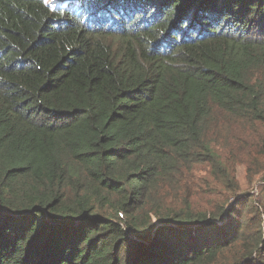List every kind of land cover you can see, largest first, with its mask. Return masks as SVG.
Masks as SVG:
<instances>
[{
  "label": "trees",
  "instance_id": "1",
  "mask_svg": "<svg viewBox=\"0 0 264 264\" xmlns=\"http://www.w3.org/2000/svg\"><path fill=\"white\" fill-rule=\"evenodd\" d=\"M258 160L264 0H0V264H264Z\"/></svg>",
  "mask_w": 264,
  "mask_h": 264
},
{
  "label": "rangeland",
  "instance_id": "2",
  "mask_svg": "<svg viewBox=\"0 0 264 264\" xmlns=\"http://www.w3.org/2000/svg\"><path fill=\"white\" fill-rule=\"evenodd\" d=\"M74 0H46V4L55 9L61 3H68ZM233 153H237L234 151ZM264 162L258 160L256 165L253 167V175H250L246 171V166L238 164L235 168V177L240 185V194L252 195L254 199H258L260 196L259 186L262 184V179H264Z\"/></svg>",
  "mask_w": 264,
  "mask_h": 264
},
{
  "label": "clouds",
  "instance_id": "3",
  "mask_svg": "<svg viewBox=\"0 0 264 264\" xmlns=\"http://www.w3.org/2000/svg\"><path fill=\"white\" fill-rule=\"evenodd\" d=\"M68 3H70V2H68ZM68 3L64 2V3L59 4L58 6H62V5H64V4H68ZM58 6H57V7H58ZM57 7H56V8H57Z\"/></svg>",
  "mask_w": 264,
  "mask_h": 264
}]
</instances>
